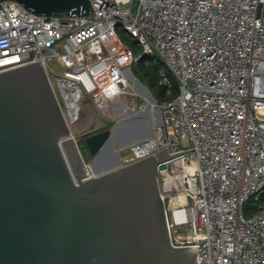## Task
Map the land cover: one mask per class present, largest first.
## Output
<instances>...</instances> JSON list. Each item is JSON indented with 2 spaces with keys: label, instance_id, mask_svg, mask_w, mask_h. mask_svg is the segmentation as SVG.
Listing matches in <instances>:
<instances>
[{
  "label": "built area",
  "instance_id": "obj_1",
  "mask_svg": "<svg viewBox=\"0 0 264 264\" xmlns=\"http://www.w3.org/2000/svg\"><path fill=\"white\" fill-rule=\"evenodd\" d=\"M92 3L95 18H59L1 2L0 72L42 59L73 122L86 98L100 110H117L116 98L136 94L132 67L160 55L179 93L152 104L162 123L128 145L120 165L167 147L171 154L195 148L161 170L173 244L205 240L201 264H264V206L245 214L264 196V0ZM159 83L172 93L164 69Z\"/></svg>",
  "mask_w": 264,
  "mask_h": 264
},
{
  "label": "water",
  "instance_id": "obj_2",
  "mask_svg": "<svg viewBox=\"0 0 264 264\" xmlns=\"http://www.w3.org/2000/svg\"><path fill=\"white\" fill-rule=\"evenodd\" d=\"M11 1L39 16L96 17L92 0ZM118 129L76 135L42 59L0 72V264H201L205 240L172 242L161 180L166 162L195 148L127 165L118 151L103 166ZM148 136L145 122L119 145Z\"/></svg>",
  "mask_w": 264,
  "mask_h": 264
},
{
  "label": "rangeland",
  "instance_id": "obj_3",
  "mask_svg": "<svg viewBox=\"0 0 264 264\" xmlns=\"http://www.w3.org/2000/svg\"><path fill=\"white\" fill-rule=\"evenodd\" d=\"M134 8H136L135 2H134ZM118 32H119L122 40L126 43H130L131 40L133 39L121 27L118 28ZM156 58L163 60V58L160 55H157ZM141 60H142V63H144L145 65L148 64V59L146 57H144ZM163 69L165 71H167L169 76L174 78V75L168 69L166 64H165ZM141 70H143V66L140 63H137L132 67L133 75L138 79H141L139 76V75H141L140 74ZM161 70L159 71L158 75L156 76L158 81L161 78ZM141 83L144 84V82H142V81H141ZM144 85H146V84H144ZM134 88H135L134 91L136 92V94H134V95L133 94H129V95L126 94V95H123L122 97L116 98L114 107H116L117 110L106 111V110L102 109L103 110L102 111V110H100V107L93 104L92 101L89 100V98L84 99L82 101L83 106H82V111H81L80 116H79L80 117L79 120H81V119H84V120L94 119L92 127L95 129H98V130H104V129L113 130L115 128V125L118 123L119 124L118 135H117L116 142L114 145H119V142H121V140L131 138L133 135L134 136L142 135V133L144 132V126L130 127V123H131L130 121L131 120L136 119V118L137 119L140 118V116H135L136 112H133V110H131V108L136 104V106H137L136 109H138L139 111L141 109L145 110V111H146V109H149L151 112H153V115H156L157 110H154L153 105H152L154 103V100L152 99V101H151V99L148 98V96L146 94L147 91L140 89L138 84H136ZM59 99H60L63 107L66 108L65 102H64L60 92H59ZM155 100H156V98H155ZM155 102H157V100ZM156 117L152 116V120L154 118L155 121H153L151 124L148 120H146V123L148 125V131L150 132V135H152L153 132L160 126L159 122L156 120L157 119ZM70 123H71L73 131L76 130L75 127H76L77 120L70 122ZM121 125H123V128H121ZM80 150H81V153H82L85 161L90 164L93 160V155L91 154L87 145L81 144ZM123 153L124 152L121 151L120 155H123ZM263 198H264V196H263ZM263 198L261 199L260 202H262ZM260 202H257V203H260ZM257 203H255V201H251L249 204H247V206L245 208L246 216L251 215L247 211L250 204H257ZM191 227L192 226H190V231H192ZM179 230L183 231V233H185V229H179ZM175 237H176V235H175Z\"/></svg>",
  "mask_w": 264,
  "mask_h": 264
},
{
  "label": "trees",
  "instance_id": "obj_4",
  "mask_svg": "<svg viewBox=\"0 0 264 264\" xmlns=\"http://www.w3.org/2000/svg\"><path fill=\"white\" fill-rule=\"evenodd\" d=\"M132 46H134L136 52L140 51V48L137 45L136 40L132 39L130 43H128ZM157 55L154 56H144L148 59V64L145 65L142 63V60L139 62L143 66V70H141L140 80L146 84V86L150 89L151 93L153 94L154 98H156L158 103H164L169 100H171L174 96H176L179 93V85L176 78L173 79V91L171 94L168 93V87L165 85H161L156 78L159 71L164 68L165 61L156 58ZM143 57V58H144ZM142 58V59H143ZM139 72V71H138ZM157 81V82H156ZM264 206V198L262 202L257 204H250L248 208V213L252 214L256 211H258L261 207ZM246 211V212H247Z\"/></svg>",
  "mask_w": 264,
  "mask_h": 264
},
{
  "label": "crops",
  "instance_id": "obj_5",
  "mask_svg": "<svg viewBox=\"0 0 264 264\" xmlns=\"http://www.w3.org/2000/svg\"><path fill=\"white\" fill-rule=\"evenodd\" d=\"M132 80H133V86H132V88L134 90L135 89L134 87L137 84L136 81L137 82L138 81L141 82V80L138 79V78H136L135 76H133V79ZM127 94L129 95V93H127ZM124 95H126V94H124ZM136 108H137V106L135 104L131 108V110H133V112H136L135 116H140V118L139 119L136 118V119L131 120L130 121L131 122L130 123V127L145 126L146 120H148L150 122V124H151L153 121H155L154 118L152 120V116H155V117L157 116L156 117L157 118L156 120L159 122V124L162 123L161 122L162 121V115H161L160 111H157L156 112V115H153V112H151L149 109H146V111L141 109L139 111ZM79 118L77 119V123H76V127H75L76 130H74V133L76 135H78L82 131H89V130L90 131H95V132L101 131V130H98V129H95V128L92 127V124H93L94 119H91V120L81 119V120H79ZM133 142H135V141H132V139H131V141L128 140V142H126L125 144H122V145H114L113 146V149L112 150H109L108 151L109 153H107V155L103 157V159H102V165L105 166L106 164H109L111 162H115L117 152L118 151L119 152L123 151L128 145L132 144Z\"/></svg>",
  "mask_w": 264,
  "mask_h": 264
},
{
  "label": "bare ground",
  "instance_id": "obj_6",
  "mask_svg": "<svg viewBox=\"0 0 264 264\" xmlns=\"http://www.w3.org/2000/svg\"><path fill=\"white\" fill-rule=\"evenodd\" d=\"M136 83L138 84V86L140 87V89L146 91L145 88H143V86H141L137 81H136ZM146 94H147L148 98L151 99L150 96H149V94H148L147 92H146ZM151 101H152V99H151ZM175 215H177V216H176V219H177V220H180V219L182 218V214L179 213V212H176ZM188 216H190V214H188ZM185 218H186V217H185Z\"/></svg>",
  "mask_w": 264,
  "mask_h": 264
}]
</instances>
